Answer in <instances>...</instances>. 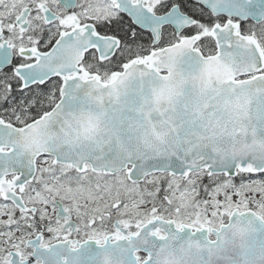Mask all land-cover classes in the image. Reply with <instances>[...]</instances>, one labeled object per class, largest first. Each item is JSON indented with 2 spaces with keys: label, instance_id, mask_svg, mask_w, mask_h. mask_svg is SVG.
<instances>
[{
  "label": "snow or ice",
  "instance_id": "snow-or-ice-1",
  "mask_svg": "<svg viewBox=\"0 0 264 264\" xmlns=\"http://www.w3.org/2000/svg\"><path fill=\"white\" fill-rule=\"evenodd\" d=\"M0 264H264V0H0Z\"/></svg>",
  "mask_w": 264,
  "mask_h": 264
}]
</instances>
